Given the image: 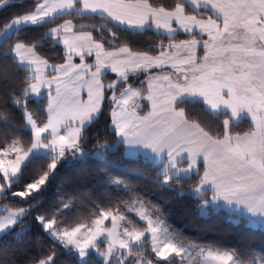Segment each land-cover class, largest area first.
<instances>
[{
    "label": "snow or ice",
    "instance_id": "snow-or-ice-1",
    "mask_svg": "<svg viewBox=\"0 0 264 264\" xmlns=\"http://www.w3.org/2000/svg\"><path fill=\"white\" fill-rule=\"evenodd\" d=\"M9 8L17 12L0 23V200L22 206L0 204V239L23 243L35 224L77 264H264V253L184 237L110 175L108 159L123 148L156 168L159 187L194 180L200 215L226 208L264 227V0H0V12ZM29 31L39 35L23 38ZM148 33L164 39L143 50L123 39ZM45 44L58 51L44 55ZM197 104L215 123L182 106ZM105 112L114 140L90 139ZM244 121L248 130L235 132ZM77 159L102 162L106 183L128 198L98 202L59 188L43 206L58 165ZM84 200L87 216L76 208ZM29 264H57L56 252Z\"/></svg>",
    "mask_w": 264,
    "mask_h": 264
},
{
    "label": "trees",
    "instance_id": "trees-1",
    "mask_svg": "<svg viewBox=\"0 0 264 264\" xmlns=\"http://www.w3.org/2000/svg\"><path fill=\"white\" fill-rule=\"evenodd\" d=\"M30 0H24L28 4ZM161 3H169L170 0H160ZM17 9L9 8L0 12V23L5 22L9 16L16 13ZM74 22L80 18H73ZM62 22V21H61ZM85 23H94L99 25L100 21H85ZM42 29L41 31H44ZM39 35L37 32L29 31L24 34L23 38H29ZM186 35L181 34L179 39H187ZM123 39L136 46L140 50L146 48L149 44H159L163 37L148 33L143 36H130L125 34ZM58 51L45 44L43 54L51 57L54 52ZM55 62H62L56 60ZM115 74H109L105 82H111ZM191 110L194 118L201 121L215 123L211 117L203 111L202 105H182ZM30 110H36L35 104H30ZM7 117L17 126L24 123L21 113L13 108L7 109ZM109 117L105 112L98 122L94 123L88 131L90 139L97 137L107 138L112 142V137L108 131ZM249 128V123L244 121L235 132H244ZM3 123H0V131H4ZM27 135V133H23ZM108 159L112 163L109 168L110 175L126 179L135 187L138 198L150 200L153 204L158 205L165 213L168 222L172 228L181 233L184 237L197 243L213 242L224 248H235L239 251L254 250L257 253H264V227L260 225H251L248 219L240 216L238 213L230 212L222 208L219 211H210L207 216L200 215L199 200L193 196L190 189L194 187L195 181H184L175 189L159 187L153 182L156 168L151 163H146L143 157L136 160L129 159L123 155V148L115 154H110ZM38 164L45 163L38 161ZM102 162L95 159L73 160L70 165H58V178L55 182L47 186V191L43 194L42 205L47 207L54 204L57 200L58 189L63 188L71 192H86L98 202H106V199H115L117 196L123 199L124 196L113 186L106 183L108 176L105 175L101 168ZM139 173V176H133L132 172ZM142 176L143 178H139ZM33 179L32 171L29 170L24 175L23 182L28 183ZM22 190L20 187H14L13 191ZM183 191L184 195H179ZM0 204L9 206H22L14 204L10 199L0 200ZM78 212L82 216H87L91 210V204L88 200L76 205ZM31 219V218H29ZM239 220V223L233 221ZM38 238V239H37ZM55 250L57 264H77V258L71 253L66 252L62 247L53 244V242L44 235L39 226L33 224L31 232L23 243H18L15 234L4 236L0 239V264H29L30 257L46 256L50 250ZM15 250V251H14ZM92 264H99V258L93 256Z\"/></svg>",
    "mask_w": 264,
    "mask_h": 264
},
{
    "label": "crops",
    "instance_id": "crops-1",
    "mask_svg": "<svg viewBox=\"0 0 264 264\" xmlns=\"http://www.w3.org/2000/svg\"><path fill=\"white\" fill-rule=\"evenodd\" d=\"M181 166L186 167V165H181ZM253 222L255 223V225H260V223H261L258 219L257 220H254Z\"/></svg>",
    "mask_w": 264,
    "mask_h": 264
},
{
    "label": "rangeland",
    "instance_id": "rangeland-1",
    "mask_svg": "<svg viewBox=\"0 0 264 264\" xmlns=\"http://www.w3.org/2000/svg\"><path fill=\"white\" fill-rule=\"evenodd\" d=\"M61 164H63V162L61 163ZM248 223H249V220H248ZM254 223V222H253ZM250 224V223H249ZM255 224V223H254ZM251 225H253V224H251Z\"/></svg>",
    "mask_w": 264,
    "mask_h": 264
}]
</instances>
